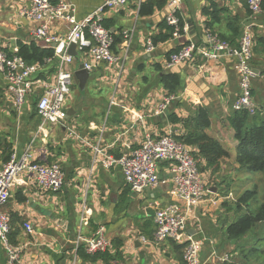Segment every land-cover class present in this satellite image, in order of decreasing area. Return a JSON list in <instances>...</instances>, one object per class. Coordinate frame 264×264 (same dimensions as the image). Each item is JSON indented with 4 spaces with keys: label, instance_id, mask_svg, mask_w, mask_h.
Instances as JSON below:
<instances>
[{
    "label": "crops",
    "instance_id": "obj_1",
    "mask_svg": "<svg viewBox=\"0 0 264 264\" xmlns=\"http://www.w3.org/2000/svg\"><path fill=\"white\" fill-rule=\"evenodd\" d=\"M5 1L3 7L0 3V11L2 8L7 11L5 16L0 13V49L16 54L19 41H34L31 31L35 24L18 15L19 9L31 4V0ZM66 1L75 5L76 18L81 21L106 0ZM140 7L134 1L102 15L103 21L113 19L111 29L122 36L125 31L134 29L129 58L121 75L117 69L110 74L107 65L92 62L89 80L92 74L96 75L97 81L105 80V84L113 88L111 95L91 100L82 111L70 106L65 125L49 127V135L42 133L34 140L40 126L35 122L39 115L34 102L31 100L21 112L16 111L13 101L7 97L6 83L0 73V162L5 163L10 154H22L31 146L36 161L54 160L68 176L64 188L57 193L43 192L35 178L28 174H23L13 189L4 211L11 218L10 241L22 248L19 264H92L80 258L79 249L86 251V247L84 241L78 242V237L91 238L101 227L105 228L112 243L110 252L114 255V246L119 244L122 253V258L111 264H184V251H178L174 246V243H183L169 240L159 245L155 243L156 212L174 202L185 206L173 197L174 185L168 165L159 167L160 178L166 183L136 194L127 185L120 167L106 169L101 164L104 155L121 157L133 152L148 134H182L183 125L169 123L168 113L189 118L199 108L210 114L209 133L219 139L231 157L229 149L236 151L235 133L228 124L233 114L232 105L240 94L236 57L228 55L207 61L197 55L194 62L170 70L166 61L172 51L181 50L191 42L209 48L210 33L236 49L243 30L252 23L256 42L252 65L257 74L252 95L256 114L264 121V10L256 21H252L248 0H182L178 13L182 29L179 37L173 36L158 44L154 53L149 54L147 40L162 32L161 25L166 22L169 12L166 5L152 15L140 16ZM58 30L66 32L65 27ZM125 42L123 39L116 44V54H123ZM76 60L74 76L82 65V58L77 56ZM170 73L181 77L180 93L173 94L176 100L167 115L155 116L157 105L169 95L162 77ZM74 83L80 88L75 78ZM86 86L80 88L81 91ZM97 147L103 154L96 156ZM221 171L223 174L213 179L217 184L225 180L223 175L229 171L227 162ZM204 176L210 192L188 225V235L203 239V262L214 257L213 264H220L219 257L228 255L230 263H237L239 255L230 254L235 252L232 250L236 243L230 252H226L227 247L219 242L229 217L221 196L226 186L218 184L223 186L219 188L213 180L210 183L209 175ZM230 194L232 199L229 201H235L240 193L231 190ZM26 224L31 225L32 233H28ZM6 259V253L0 249V264H7Z\"/></svg>",
    "mask_w": 264,
    "mask_h": 264
},
{
    "label": "built area",
    "instance_id": "obj_2",
    "mask_svg": "<svg viewBox=\"0 0 264 264\" xmlns=\"http://www.w3.org/2000/svg\"><path fill=\"white\" fill-rule=\"evenodd\" d=\"M134 1L141 6L147 0H106L102 6L81 21L76 18L75 5L66 0L57 2L31 0V4L19 9V17L35 24L31 31L34 41L55 52L54 58L48 59L46 63H51L53 59L57 60L56 72L41 79L38 75L42 67L29 65L21 57L9 55L0 49V73L6 83L7 97L13 101L14 109L21 112L31 100L36 103L35 108L42 123L34 140L39 134L49 135L50 126L65 125L66 99L74 84V66L77 61L69 53L71 45L76 46L78 57L82 58L81 63L88 71L93 69L92 62L103 63L117 69L120 75L125 71L134 29L123 33L126 42L123 46V54L120 56L113 50L116 32L104 27L102 15L121 9ZM262 4L263 0H248L252 21H256L263 12ZM166 5L169 12L166 22L174 28V36L179 37L182 29L178 13L182 0H167ZM61 27H65L66 32L61 33L58 30ZM208 43L209 48H201L193 42L189 43L170 55L166 61L167 68L171 70L185 63H192L197 55L207 61L219 60L228 55L235 56L240 94L232 105V111H247L255 115L257 107L253 101L252 89L257 74L252 65L255 48L253 24L245 27L236 49L231 48L229 42L211 33L208 34ZM146 48L147 53H154L155 45L152 39L147 40ZM175 100V95H166L157 105L154 115H167ZM112 104H116L115 101H112ZM95 154L101 155L103 150L97 147ZM101 164L106 169L120 167L127 185L136 194H142L149 188H157L162 183H166L160 178L159 167L161 164H167L174 185L173 197L182 201L185 206L174 202L156 212L155 243L159 245L167 240L185 243L184 264H210L209 261H201L203 239L188 235L187 232L188 219L191 216L194 219V214L207 201L210 192L191 147L177 141L172 132L162 136L148 134L133 152L119 158L104 155ZM23 174L33 176L43 192L57 193L66 183V173L62 166L59 163L52 165L37 163L31 146L22 154L17 152L11 154L9 161L0 162V249L6 253L7 264H19L21 260L22 248L14 246L10 241L11 218L4 208L10 202L13 189ZM222 198L230 200L232 195ZM25 227L28 233H32L30 224H26ZM82 241L85 242L87 253L91 255L112 248L104 227L99 228L91 238L83 239L80 235L78 242ZM219 263H230V257L220 256Z\"/></svg>",
    "mask_w": 264,
    "mask_h": 264
},
{
    "label": "trees",
    "instance_id": "obj_3",
    "mask_svg": "<svg viewBox=\"0 0 264 264\" xmlns=\"http://www.w3.org/2000/svg\"><path fill=\"white\" fill-rule=\"evenodd\" d=\"M166 3L167 0H147L140 7V16L152 15L156 9L162 10L166 7ZM262 8L264 10V0ZM113 22V19L110 18L104 20L102 23L105 28L111 29L113 27ZM161 28L162 32L152 38L155 46L167 42L174 36L175 30L173 27L169 26L167 22L163 23ZM114 37L115 46L113 50L116 51V44L121 43L124 38L122 33L118 34L117 32L114 34ZM178 51H172L169 53L168 57ZM7 53L9 55H17L21 57L29 65H38L42 67V70L38 75L41 79L47 78L56 72V59H53L51 63H46L48 59L54 58V50L44 47L39 42L31 41L26 43L19 41L17 53L12 54L10 51ZM162 79L169 96L180 93L182 83L179 74L170 73L164 75ZM35 104L36 103H34V106ZM232 113L233 114L228 120V124L235 133V140L237 142L236 160L238 164L248 173H260L264 175V121H262L257 114L251 115L247 111ZM167 116L169 123L174 125H183L182 134L174 135V138L193 149V155L199 161L201 173L203 175H209L210 183L213 179H218L220 176H216L223 172L221 171L222 166L231 158V154L226 148H224L217 137H214L209 133L211 127L209 112L206 109L199 108L197 112L189 118H183L177 113H168ZM10 157L11 154L6 158L5 162L9 161ZM119 157L120 156H116V158ZM37 163L52 165L56 162L51 160L47 162L37 161ZM67 178L68 176H66V182ZM213 182L219 188H223V186L218 184L226 186V189L221 192L223 197H227L229 195L232 187L227 184L228 182L226 178L222 183L217 184L214 180ZM257 182L258 181H255L251 190L249 189L246 191L244 190V185H241L235 191V193L238 191L240 193L237 200H225L224 203L225 208L228 210L227 212H245V214H243L237 221L227 225L226 227V233L229 241H234L236 243L235 249L238 247V242L241 239H244L252 229L256 226L258 227L259 225L264 227V187H262L260 183L257 184ZM253 238L254 237H250L247 240L250 239L252 241ZM169 241L174 243V240ZM174 246L178 251H184L186 248L185 243L181 245L174 243ZM114 248H116V253L114 255L110 252L111 249L106 252L91 255L88 254L84 248H80L79 256L84 262L96 264L97 262L102 261L104 264H111L112 262L118 261L122 258L119 244L114 246ZM246 249H248V252H245ZM243 252V255L245 254L246 256H250L253 253H264V250H251L246 246ZM247 263H249L248 258Z\"/></svg>",
    "mask_w": 264,
    "mask_h": 264
},
{
    "label": "rangeland",
    "instance_id": "obj_4",
    "mask_svg": "<svg viewBox=\"0 0 264 264\" xmlns=\"http://www.w3.org/2000/svg\"><path fill=\"white\" fill-rule=\"evenodd\" d=\"M10 1H17V0H10ZM0 3L2 4V7L5 6L6 1L5 0H0ZM7 11L2 8L0 13L5 16V13ZM0 14V17H1ZM254 47H256V42H255V34H254ZM129 64V62H128ZM108 72L111 74H114L115 70L113 68H108ZM108 73V74H109ZM109 74V75H110ZM108 76V75H107ZM96 75L92 74L91 79L89 80L86 89L81 91V89L74 83L72 88H71V93L66 99V107L67 109L71 106L77 107L76 109L79 111L85 110L90 101L93 99H103V98H108L111 93L113 92V88L111 86H107L105 84V80L97 81L96 80ZM107 102L109 100L107 99ZM213 118V117H212ZM214 120V118H213ZM12 122H15V119L12 120ZM35 122L38 123V125L42 123L41 119L37 117L35 119ZM53 126H50L52 128ZM232 153V157L230 160L227 161L228 166H229V171H227L223 176L227 180V184L232 187L233 191H236L241 185H244V190H251L254 186L255 181H258L257 184H261L262 187H264V175L260 173H248L244 168H242L237 160H236V151L234 149H229ZM223 174V173H222ZM262 181V182H261ZM263 190V189H262ZM239 192V191H238ZM237 192V193H238ZM235 195V194H234ZM222 196V195H221ZM223 197V196H222ZM245 212L241 213H236V212H228L227 215L229 216L226 220L227 225L232 224L233 222L237 221ZM193 221L192 217L188 219V225ZM250 237H254L253 240L251 241L250 239L247 240ZM264 227L262 225H259L258 227L256 226L254 229H252L244 239H241L238 242V247L236 249H233L232 251H235L234 253H230L231 255L237 254V257L239 255L238 264H264V253H253L250 256H246L245 254L243 255L242 253L243 250L249 247L251 250L252 249H259V250H264ZM220 244L224 247H227L226 252H230L231 248L234 247V241H229L226 233V228L223 231V238L219 240ZM209 244V243H208ZM209 249V248H207ZM237 250V251H236ZM248 249L245 250V252ZM248 252V251H247ZM225 254V253H224ZM229 254V253H228ZM203 251L201 253V261L203 262ZM247 258L248 262L247 263ZM211 261H209L210 264H213V262L216 260L214 257L210 258ZM213 259V261H212ZM234 263V264H237Z\"/></svg>",
    "mask_w": 264,
    "mask_h": 264
},
{
    "label": "water",
    "instance_id": "obj_5",
    "mask_svg": "<svg viewBox=\"0 0 264 264\" xmlns=\"http://www.w3.org/2000/svg\"><path fill=\"white\" fill-rule=\"evenodd\" d=\"M69 53L77 59L78 53H77V48L75 45H71L69 49ZM74 78L79 81L80 88L84 89L90 78V71L84 69V66L81 65L79 71L75 73ZM215 192H216V189H215Z\"/></svg>",
    "mask_w": 264,
    "mask_h": 264
}]
</instances>
